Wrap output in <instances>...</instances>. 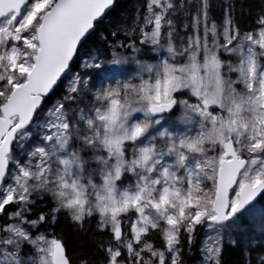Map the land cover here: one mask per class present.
Wrapping results in <instances>:
<instances>
[{"label":"snow or ice","instance_id":"1","mask_svg":"<svg viewBox=\"0 0 264 264\" xmlns=\"http://www.w3.org/2000/svg\"><path fill=\"white\" fill-rule=\"evenodd\" d=\"M115 4L0 0V264H73L64 238L40 230L61 212L81 232L97 217L103 264H184L198 228L203 264H221L225 235L245 264H264V252L251 259L264 249V215L252 218L264 196V12L241 26L236 0L219 21L210 0H145L101 34L110 61L100 48L80 56ZM77 58L86 74L38 116ZM129 63L126 79L97 80ZM45 199L54 206L37 213Z\"/></svg>","mask_w":264,"mask_h":264},{"label":"trees","instance_id":"2","mask_svg":"<svg viewBox=\"0 0 264 264\" xmlns=\"http://www.w3.org/2000/svg\"><path fill=\"white\" fill-rule=\"evenodd\" d=\"M145 0H116L114 8L104 17V19L97 25L95 32H93L87 40L82 44L79 54L80 56L87 55V53L94 48H100L103 50L102 59L108 61L111 55L110 46L112 38L108 36V43L101 39V34L107 35L110 30H113L114 26L121 22L122 20H131V18L136 14L137 9H141ZM211 9L210 15L217 19L222 16V3L223 0H210ZM236 15L240 20L241 26L250 24L256 17L258 13L264 12V0H236ZM180 24V35H184L183 22L178 21ZM122 38V37H121ZM147 52V49H145ZM123 55H128L123 53ZM141 59L148 60L149 63H154L157 60V56L149 54L147 56H142ZM131 63L126 64L120 70H112L108 66V70H100L97 76V80L104 77H114L115 79H126L128 76V71L131 68ZM80 59L77 58L71 67V71L80 70V74L85 75V70L80 69ZM93 70H88L87 74L91 75ZM70 73V72H69ZM68 75V73H67ZM66 75V76H67ZM64 81L56 89L55 93L49 97L45 103L43 109L40 111L38 116H43L44 111L51 105L55 97H59L63 92ZM107 82H112L108 80ZM177 108L171 116L178 112ZM264 197V196H263ZM47 205V207H44ZM54 205L49 199H45L42 202H38L35 211L38 213L39 210L43 209L48 211ZM46 229L54 231L58 236H62L67 246L68 253L73 257V264H79V260L82 254H86L88 258L93 262V264H102L104 261V252L99 248V244L106 242L110 239L108 232H100L97 230V217H93L88 220L85 224L86 232H81L77 230L76 226L70 221L67 214L61 212L58 215L55 225H43L41 226V231ZM154 235L152 242L156 244L157 247L161 246V242L158 236ZM200 231L197 230V235L194 243L191 247L187 244L184 245L183 249V261L184 264H195L196 259L194 252H196V245L199 242ZM26 252L29 249H25ZM264 252V249L257 248L255 252L251 254V259L255 261L256 257ZM246 257L244 254L243 245L232 246L230 243H225L223 245V251L221 255V264H245Z\"/></svg>","mask_w":264,"mask_h":264},{"label":"rangeland","instance_id":"3","mask_svg":"<svg viewBox=\"0 0 264 264\" xmlns=\"http://www.w3.org/2000/svg\"><path fill=\"white\" fill-rule=\"evenodd\" d=\"M153 57H154V55H153ZM111 59H112V54L109 56L108 61H110ZM157 59H158V57H157ZM108 66L112 70H115L116 71V70H120V68L124 67L125 65H122V66L121 65H116V66H114V65L109 64ZM134 71H135V66L134 65H131V68L129 69L128 74L131 73V72H134ZM73 72H80V70H78V71H70V73H68V75L65 76V78H64L65 79L64 85L70 79V77H71V75H72ZM81 75H83V74H81ZM56 98H58V97H55V99ZM179 115H180V109H178V112L175 115L171 116V119L175 120V118L177 116H179ZM125 182L127 183V180ZM261 215H264V197L255 203V206H254V208L252 210V218L255 219V221H256L257 224L259 223V218L261 217ZM199 231H200L199 242L196 245V252H194L195 258H197L196 259L197 261H196L195 264H203V262H202L203 253H202L201 249L203 247V241L205 240V230L203 228H198V232ZM225 243H228V237H227V235H225V238H224V244ZM241 245H243V244H241ZM243 247H244V245H243ZM29 251H30V249H29Z\"/></svg>","mask_w":264,"mask_h":264},{"label":"water","instance_id":"4","mask_svg":"<svg viewBox=\"0 0 264 264\" xmlns=\"http://www.w3.org/2000/svg\"><path fill=\"white\" fill-rule=\"evenodd\" d=\"M113 8H114V7H113ZM85 41H86V40H85ZM85 41H84V42H85ZM81 46H82V45H81ZM80 48H81V47H80ZM73 64H74V63H73ZM73 64H72V65H73ZM65 76H66V75H65ZM65 76L63 77V80H64ZM63 80H62V82H63ZM62 82H61V83H62ZM61 83H60V85H61ZM60 85H59V86H60ZM43 107H44V106H43ZM261 197H262V196H261ZM261 197H258L257 201H258ZM257 201H256V202H257Z\"/></svg>","mask_w":264,"mask_h":264}]
</instances>
